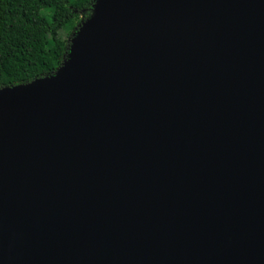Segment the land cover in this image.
<instances>
[{
  "label": "water",
  "instance_id": "obj_1",
  "mask_svg": "<svg viewBox=\"0 0 264 264\" xmlns=\"http://www.w3.org/2000/svg\"><path fill=\"white\" fill-rule=\"evenodd\" d=\"M95 8L0 88V264H264V0Z\"/></svg>",
  "mask_w": 264,
  "mask_h": 264
},
{
  "label": "trees",
  "instance_id": "obj_2",
  "mask_svg": "<svg viewBox=\"0 0 264 264\" xmlns=\"http://www.w3.org/2000/svg\"><path fill=\"white\" fill-rule=\"evenodd\" d=\"M95 0H0V88L52 74Z\"/></svg>",
  "mask_w": 264,
  "mask_h": 264
},
{
  "label": "rangeland",
  "instance_id": "obj_3",
  "mask_svg": "<svg viewBox=\"0 0 264 264\" xmlns=\"http://www.w3.org/2000/svg\"><path fill=\"white\" fill-rule=\"evenodd\" d=\"M95 3H96V0H95ZM80 26H81V23L80 25L77 27L76 31L80 29ZM76 31L71 35L70 39H72L73 35L76 33Z\"/></svg>",
  "mask_w": 264,
  "mask_h": 264
}]
</instances>
